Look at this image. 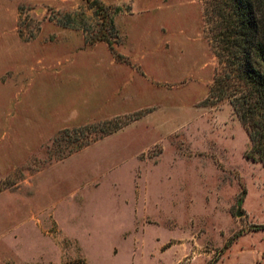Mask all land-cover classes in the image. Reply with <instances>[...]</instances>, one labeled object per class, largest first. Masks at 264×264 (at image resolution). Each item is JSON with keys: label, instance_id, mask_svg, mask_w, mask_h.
Wrapping results in <instances>:
<instances>
[{"label": "rangeland", "instance_id": "rangeland-1", "mask_svg": "<svg viewBox=\"0 0 264 264\" xmlns=\"http://www.w3.org/2000/svg\"><path fill=\"white\" fill-rule=\"evenodd\" d=\"M91 1L0 0V264H264L221 0Z\"/></svg>", "mask_w": 264, "mask_h": 264}, {"label": "trees", "instance_id": "trees-1", "mask_svg": "<svg viewBox=\"0 0 264 264\" xmlns=\"http://www.w3.org/2000/svg\"><path fill=\"white\" fill-rule=\"evenodd\" d=\"M221 2V5H215L219 8L216 14L221 30L219 38L225 52L220 54L221 62L226 58L228 75L225 79L234 85L230 93L221 89V97L228 95L234 111L247 129L251 142L249 158L261 163L264 168V0ZM90 6L100 18L102 28L109 29L113 24L115 30L114 15L104 3L93 0ZM99 40L108 41L105 35ZM126 124L115 123L109 133L120 130ZM87 146L89 144L83 147Z\"/></svg>", "mask_w": 264, "mask_h": 264}, {"label": "water", "instance_id": "water-1", "mask_svg": "<svg viewBox=\"0 0 264 264\" xmlns=\"http://www.w3.org/2000/svg\"><path fill=\"white\" fill-rule=\"evenodd\" d=\"M238 216L240 217V216H242V214L241 213H238Z\"/></svg>", "mask_w": 264, "mask_h": 264}, {"label": "crops", "instance_id": "crops-1", "mask_svg": "<svg viewBox=\"0 0 264 264\" xmlns=\"http://www.w3.org/2000/svg\"><path fill=\"white\" fill-rule=\"evenodd\" d=\"M8 263V262H7ZM7 263H5V264H7Z\"/></svg>", "mask_w": 264, "mask_h": 264}]
</instances>
